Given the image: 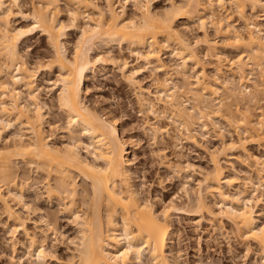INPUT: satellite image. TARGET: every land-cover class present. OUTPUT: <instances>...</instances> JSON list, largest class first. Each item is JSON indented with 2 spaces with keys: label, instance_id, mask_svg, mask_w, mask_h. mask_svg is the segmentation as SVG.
Returning <instances> with one entry per match:
<instances>
[{
  "label": "bare ground",
  "instance_id": "bare-ground-1",
  "mask_svg": "<svg viewBox=\"0 0 264 264\" xmlns=\"http://www.w3.org/2000/svg\"><path fill=\"white\" fill-rule=\"evenodd\" d=\"M58 1L31 0L30 11L25 13L18 0H0V204L11 235L17 231L24 234L30 264H49L48 259L54 255L44 246L46 235L37 241L35 234L28 231L26 220L15 209L16 205L30 209L21 191L24 185H28L30 177H23L21 173L24 179L19 176L16 161H22L42 174L47 200L60 201L62 211L69 214L77 229L74 248L62 264H171L165 249L173 233V213L197 218L206 214L212 221L226 219L237 234L254 242L264 259V222L259 223L264 210L256 211L262 199L254 193L258 185L247 177L252 189L245 193L234 179L226 176L219 158L234 151L243 152L251 159V171L262 182L264 153L262 157L254 156L246 146L257 144L264 147V106L259 105L261 95L264 96V37L252 19L246 16V9L252 12L256 8L264 10V1L187 0L182 4L171 2L165 10L153 11L151 0H133L136 13L126 17L124 7L118 11L114 0H106L104 9L93 0H63L70 5V25L80 33L71 56L63 42L67 26L58 18ZM226 4L229 5L227 9ZM217 7L225 11L224 16H216ZM90 10L96 17L89 14ZM15 15L29 24L23 28L13 26L10 19ZM179 19L185 24L196 19L201 27L208 22L223 37L222 46L245 51L248 55L243 57L239 53L234 60L229 59V68L226 69L229 73L224 72L225 76L219 82L218 76L224 75L222 64L218 65L222 62L219 44L208 40L205 35L203 44L208 51H214L212 56L219 62L214 68L215 78L209 79L200 64L201 58L195 47L197 42H191L177 29ZM235 21L243 23L240 29L237 27L241 24L235 26ZM32 31H39L46 37L51 52L45 66L58 71L52 84L56 87L58 107L65 116L63 133L68 132V140H63L60 147L51 145L45 135L47 114L35 84L39 70L28 67L19 52L20 44ZM96 42L105 47L115 45L119 49L126 46L143 65L159 72L169 71V65L162 62L165 51L175 58L171 70L181 76H178L181 82L177 80L181 84L178 82V86L173 82L171 75L174 72L168 73V77L153 80L154 101L150 99L149 91L145 95L139 87L136 97L142 113L153 114L156 120L158 117L167 119L168 125L176 131L170 136L175 141L184 138L192 144L197 143L198 134L203 136L209 128H221L216 121L218 118L234 128L235 138L230 134L231 138L225 139L223 134L220 135L222 132L218 133L220 145L209 152L211 168L202 173L197 185L202 188H198L189 208L171 201L159 209L147 198L140 197L131 182L126 144L115 121L104 116L105 113H97L84 102V83L88 74L91 75L96 66L106 60L119 66L124 82L138 86L137 70L130 68L126 59L106 53L96 59L90 58L91 45ZM197 67H201L199 71ZM253 71L257 73L256 81L249 78L250 74H255ZM189 72L194 75L193 82L189 80ZM217 82L222 91L217 88ZM189 101L192 106L187 107ZM254 104L261 108L257 117H253V111L257 109ZM12 127L15 130L9 134ZM149 128L154 137L169 134L170 130L157 123H152ZM80 136L85 142L79 139ZM81 147L85 148L86 156L81 155ZM175 167L182 168L179 164ZM78 177L85 186H80ZM224 186L231 187L232 193H226ZM203 191L204 195L215 196L218 213L206 202ZM12 201L16 205H10ZM77 201L85 206L84 209L75 207ZM46 221L45 226L50 229L51 221Z\"/></svg>",
  "mask_w": 264,
  "mask_h": 264
},
{
  "label": "rangeland",
  "instance_id": "rangeland-1",
  "mask_svg": "<svg viewBox=\"0 0 264 264\" xmlns=\"http://www.w3.org/2000/svg\"><path fill=\"white\" fill-rule=\"evenodd\" d=\"M105 1L106 0H93V2L102 9L105 8ZM114 1L118 11L122 10L124 7L123 11L126 17H132V15L134 16L136 13L133 0H127L126 3L124 0ZM185 1L187 0H151L150 6L153 11H162L169 7L171 2L182 4ZM18 3L23 12L27 13L30 11L31 0H18ZM120 4L121 6H119ZM225 7L227 9L229 5L226 4ZM12 8L13 11L16 12V8ZM57 8L59 20L67 26L65 30V41L63 40V42H65L68 55L71 56L80 33L77 28L70 25V5L63 0H59L57 2ZM215 13L216 16L220 14V16L225 15V11H222V9L218 7L215 8ZM89 14L92 17L95 16V13L92 15L91 10ZM203 16L206 18L205 13ZM246 16L252 19L258 29H260L261 34L263 33L262 36L264 37V10L262 8H256L252 12L251 9L247 8ZM10 21H12L11 24L13 26L20 28L29 24L28 21L16 15L12 16ZM82 21L83 20H81V22ZM190 22L191 23L188 22L189 24H185L182 19H179V21L176 22V27L186 38L191 40V42L194 40V42H197L195 47L199 59L201 58L200 64L203 66L205 74L209 79L211 78L212 80L215 78L214 76H216V74L214 68L219 62L218 60L216 61L215 56H212L214 51H208L205 43L203 44L205 37L208 40L217 41L219 44L217 46L220 53V62H222L218 65L220 66L222 64L220 66L223 72L222 74H224V72L226 75L229 73L227 71L229 67L227 68V66H229V62L234 60L239 53H242L243 57L246 56L247 53L245 51H236L230 47L222 46L223 37H221L208 22L202 27L196 19ZM235 22V26L241 24L237 28L242 27V22ZM91 46V50L89 51L91 59L99 58V55L105 56L109 54L112 57L126 59L128 66L137 70L135 78L138 81V86L133 87L123 81L124 79L121 77L122 74L119 66L106 60L107 62L105 61L103 64H98L91 75L88 74L89 77L87 76L85 80V90L83 92L84 102L89 107L96 112L98 111L97 113L99 114L105 113L103 114L104 116L106 115L107 117L113 118L115 121L118 132L126 144V158L131 168L132 184L137 187L142 199L147 198L159 209L171 201L185 208H189V206H192L191 204L194 203L195 195L199 192V189L202 188L198 187V182L202 179V173L211 168L209 152L219 147L220 136L218 135L222 132L220 135L223 134L222 136H224L225 139H229L231 136L235 138L236 135L234 134L236 132L234 128L218 118L219 120L216 119V121L219 122L218 124L221 128L218 130L209 128V132L204 134V137L197 133V143L192 144L189 141H185L184 138H180L181 140L179 139V142L176 140V142L175 139L170 137L174 136L176 131L174 132L173 126L172 128L170 124L168 125L169 122L167 119L158 117L156 120L153 114L142 113L136 99L137 92H139L140 89L145 95H148L146 92L149 91V97L154 101V92L156 89L153 80L162 79L172 74L174 71L171 70V68L175 66L173 65V63L175 64V58L171 57L172 55L166 51L162 55V62L167 66L169 65V71L166 72V74L143 65V62L136 59V55L131 53L126 46L123 49H119L117 48L118 46L109 45L105 47L98 42ZM19 49L20 56L23 57L22 59L25 61L26 65L33 70H39L35 76V84L38 87L40 101L45 104L44 111L47 114L46 117L48 121L44 127L45 135H47L51 145L60 147L63 140H68V132L63 133L66 129L65 116L58 107L55 96L56 87L52 84L56 79L58 71L55 68L49 69L45 66L46 59H48V55L51 52L50 46H48L44 35L39 31H32L20 44ZM188 65L192 67L191 63ZM200 68L197 67L196 70L199 71ZM256 71H253L255 74H250V80L254 81L257 79ZM173 74H175V72ZM173 74L171 75L172 78L174 77L173 82H175V84L177 83L176 85L179 86L182 79H178L180 75L175 74V76H177L175 77ZM187 74L190 76L189 80L193 82L194 75L190 72ZM219 76V80L217 81L220 82L225 74ZM217 84V88L222 91L221 85L218 82ZM260 98L261 101L259 100V105L264 106V96L261 95ZM189 102V104L187 103L188 106L186 104L187 107H190V105L192 106L191 101ZM214 102L216 103L217 101ZM259 105L256 104L255 106L257 107ZM253 106L251 107L255 109L256 107L254 106V108ZM260 110L261 108L257 107V109L253 111V117H257ZM152 123H157L161 127L169 128V134H158L154 137L149 128ZM13 129L12 127L9 134L13 132ZM230 134L232 135L230 136ZM79 139L85 142L84 137L80 136ZM246 148L249 153L254 156H263L264 147L262 146L250 144L247 145ZM80 153L83 156L87 154L83 147L80 148ZM219 158L221 166L225 169L226 176L230 179H234L241 189H245V193H248L252 189V187H250L251 185L247 182V177H251L253 182L258 185L254 193L260 196L262 202L256 207V211L258 213L263 211L264 170L260 174L261 177H263L261 180L262 182H259L255 172L251 171L253 169L250 167L252 165L251 159L246 158L243 152L234 151L231 154L229 153L228 156H220ZM262 159L264 160V156ZM178 164L182 167L181 170L175 167ZM186 164L190 166L185 167ZM15 166H18L19 176L21 173L23 177H30V181L28 180L29 182L26 183L28 185H24L25 187L21 190L23 191V200L29 205L30 209L27 210L20 207V205L17 206L14 204V201L10 202V205H16L15 209H17L22 218L26 220L28 231L35 234L37 241H41L46 235L44 246L54 255L52 258L48 259V263L62 264L70 257V251L74 248L73 243L77 240L78 236L77 229L75 225L72 224L73 222L69 214L62 211L60 201L56 199L52 201L47 200L44 187L46 186L44 182L45 179L42 174L34 170L35 168H29L22 161H16ZM23 173L25 175H23ZM22 176L20 177L23 178ZM40 176L42 177L40 178ZM80 179V177L77 178L78 181ZM79 184L81 187L86 185L82 180L79 181ZM224 190L228 194L232 193L231 187L224 186ZM187 196L190 200H188ZM204 197L206 202L210 204L212 210L218 213V205L214 204L216 200L215 196L205 193ZM75 207L77 209H84L85 206L77 201ZM262 213H264V211ZM262 213L259 223L264 222ZM199 218L200 217H191L177 213L171 215L173 233L165 249L171 264H264V259L261 258L254 242L248 241V239L246 240L244 237L237 234L229 221L224 218H218V220L212 221L206 214L203 218ZM47 219L51 221L50 229L45 226V221ZM49 220L46 222H49ZM11 234L9 222L0 204V264H30V256L27 253V248H25L27 247V243L24 234L22 231H17L13 236ZM57 259H59L60 262H57Z\"/></svg>",
  "mask_w": 264,
  "mask_h": 264
}]
</instances>
